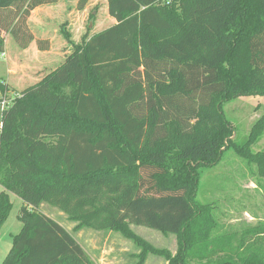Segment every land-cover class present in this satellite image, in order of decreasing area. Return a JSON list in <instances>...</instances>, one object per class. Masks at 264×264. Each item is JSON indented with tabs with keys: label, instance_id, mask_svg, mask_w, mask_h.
Listing matches in <instances>:
<instances>
[{
	"label": "trees",
	"instance_id": "1",
	"mask_svg": "<svg viewBox=\"0 0 264 264\" xmlns=\"http://www.w3.org/2000/svg\"><path fill=\"white\" fill-rule=\"evenodd\" d=\"M56 1L0 0V11L24 8L3 32L27 48L25 18ZM105 1L115 24L79 44L62 29L72 52L0 110V228L10 195L22 202L2 264H94L42 205L75 230L138 245L129 226L173 235L178 253L156 252L167 264H264V225L222 237L210 206L196 201L197 171L228 148L264 178V151H251L264 115L238 144L222 110L264 98V0ZM8 90L0 80V96ZM144 262L140 252L135 264Z\"/></svg>",
	"mask_w": 264,
	"mask_h": 264
},
{
	"label": "rangeland",
	"instance_id": "2",
	"mask_svg": "<svg viewBox=\"0 0 264 264\" xmlns=\"http://www.w3.org/2000/svg\"><path fill=\"white\" fill-rule=\"evenodd\" d=\"M60 3L39 6L25 18V26L32 35V41L25 49L19 48L11 36L3 32L6 26H13L15 21L23 19L20 16L24 8L0 11V35L4 40L3 53L0 54V80L9 87L0 99L13 100L25 88L58 67L72 52L71 45L61 34L62 29L69 34L72 43L79 44L85 34L90 37L111 25L105 0H92L82 11H77L76 3L70 4V0H61ZM42 23L49 24V27ZM45 35L52 36L53 49L42 52L37 47L39 41H47L50 46L49 39H41L48 37ZM222 110L234 127L232 138L241 144L264 115V98H237L224 104ZM251 151H264V131L251 146ZM197 173L196 201L210 206L222 237L229 234L240 237L245 231L264 225V178L259 177L256 168L233 149L225 150L216 166L200 168ZM10 201L11 211L0 228V264L11 249L13 237L21 230L17 216L22 202L13 195H10ZM39 211L68 231L94 264H135L140 252L145 256L144 264H167L165 256L156 252L165 251L173 257L179 251L173 235L129 226V231L143 242L138 245L113 231H94L86 227L75 230L76 223L50 206L42 205Z\"/></svg>",
	"mask_w": 264,
	"mask_h": 264
},
{
	"label": "crops",
	"instance_id": "3",
	"mask_svg": "<svg viewBox=\"0 0 264 264\" xmlns=\"http://www.w3.org/2000/svg\"><path fill=\"white\" fill-rule=\"evenodd\" d=\"M60 1L61 0H57L56 1V3L54 4V5H52V6H56V5H61L62 3H60ZM77 1L78 0H70V4H73V3H76L77 4ZM44 8H47V7H44ZM51 9H53V7L51 8ZM45 10H47V9H45ZM111 25H110V27L111 26H113L114 24H115V21L111 18ZM42 25L45 27V26H48L49 27V24H46V25H44L43 23H42ZM45 36H48V35H45ZM50 37V38H49ZM41 39H45V40H47V39H49V41H50V46L48 47V49H53V42H52V36L51 35H49L48 37H41ZM260 98V97H259Z\"/></svg>",
	"mask_w": 264,
	"mask_h": 264
},
{
	"label": "built area",
	"instance_id": "4",
	"mask_svg": "<svg viewBox=\"0 0 264 264\" xmlns=\"http://www.w3.org/2000/svg\"><path fill=\"white\" fill-rule=\"evenodd\" d=\"M15 99V98H14ZM13 99V100H14ZM13 100H11V101H9L8 99H6V98H2V99H0V110H4V109H6V108H8L11 104H12V101Z\"/></svg>",
	"mask_w": 264,
	"mask_h": 264
}]
</instances>
